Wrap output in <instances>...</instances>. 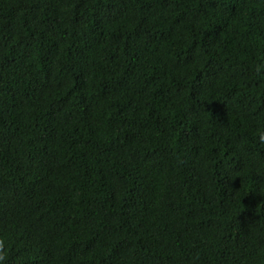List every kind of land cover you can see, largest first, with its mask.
Here are the masks:
<instances>
[{
  "label": "trees",
  "instance_id": "obj_1",
  "mask_svg": "<svg viewBox=\"0 0 264 264\" xmlns=\"http://www.w3.org/2000/svg\"><path fill=\"white\" fill-rule=\"evenodd\" d=\"M262 135L264 0H0V264H264Z\"/></svg>",
  "mask_w": 264,
  "mask_h": 264
},
{
  "label": "clouds",
  "instance_id": "obj_2",
  "mask_svg": "<svg viewBox=\"0 0 264 264\" xmlns=\"http://www.w3.org/2000/svg\"><path fill=\"white\" fill-rule=\"evenodd\" d=\"M83 125H84V123L82 125H79L77 128L82 130L84 128ZM261 139L264 140V135L261 136Z\"/></svg>",
  "mask_w": 264,
  "mask_h": 264
}]
</instances>
